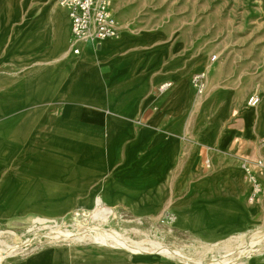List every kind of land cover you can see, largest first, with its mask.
Masks as SVG:
<instances>
[{"label": "crops", "instance_id": "0c3cea01", "mask_svg": "<svg viewBox=\"0 0 264 264\" xmlns=\"http://www.w3.org/2000/svg\"><path fill=\"white\" fill-rule=\"evenodd\" d=\"M185 1L113 0L120 40L98 48L73 39L61 6L48 49L2 24L0 226L64 220L100 198L135 217L169 216L203 244L264 232V98L252 112L250 90L221 81L197 95L193 76L215 66L201 32L179 21ZM247 166L263 184L255 203ZM124 255L55 246L0 264H138ZM248 264H264V251Z\"/></svg>", "mask_w": 264, "mask_h": 264}, {"label": "rangeland", "instance_id": "374dc122", "mask_svg": "<svg viewBox=\"0 0 264 264\" xmlns=\"http://www.w3.org/2000/svg\"><path fill=\"white\" fill-rule=\"evenodd\" d=\"M60 1L57 0L58 7H60ZM262 1L186 0L184 2V5L187 3L188 13L185 16H180L179 21H186L188 25H191L188 27L191 34L201 32L203 41L202 47L199 49L209 65L215 66V71L212 74L208 70L203 71L208 80V88L203 95L210 92V86L214 82H234L244 85L242 88H248L250 90L249 97L260 94V104L262 103L264 98V4ZM214 56L217 60L211 62ZM104 207L111 208L105 204ZM96 208L97 206L94 205L86 211L79 210L84 216H77V211H75L64 220H51L39 224L31 220L24 224L0 226V248L10 245L14 249L13 251L9 250L3 256L1 255L0 260L27 257L35 251L48 247L92 246L94 240L90 231L99 227L102 231H117L128 241L134 240L143 243L155 252L158 251L153 243H159L172 251H179L194 263H209L210 260L218 256L217 250L225 244L206 245L186 234L178 233L172 227L169 216L135 217L129 210L126 212L120 207L114 208V213L109 220L103 225H99L100 222L91 219V212ZM53 227L59 230L77 229L82 232L84 239L75 242L71 238L54 236L51 234ZM251 239L250 236L242 238L240 241L233 239L228 242L229 250L224 254L231 253L228 259H231L233 264H241V261L247 256L246 253H241L242 249L264 251V232L258 233L254 241ZM103 249L120 250L117 248ZM126 251L122 250L124 253ZM152 256V261L141 260V262L154 264L159 260L181 262L178 258H171L159 253H153Z\"/></svg>", "mask_w": 264, "mask_h": 264}, {"label": "bare ground", "instance_id": "6f19581e", "mask_svg": "<svg viewBox=\"0 0 264 264\" xmlns=\"http://www.w3.org/2000/svg\"><path fill=\"white\" fill-rule=\"evenodd\" d=\"M264 4V0L262 1ZM54 10L55 12L58 9L57 0H0V27L5 22H9L12 26V32L14 39L17 36H21L24 38H28L31 35L38 34V37L41 38V43L37 46V50L40 49H48L51 46V38L53 36V32L51 29V20H50V10ZM69 16V15H68ZM66 13H64V17L68 19ZM68 31H71V23L70 21L66 24ZM65 33V32H64ZM120 40V37H119ZM116 40H105L102 42L104 46L111 44ZM26 52H35V49H26ZM32 79V78H31ZM31 79L27 80V84H32L33 81ZM257 108H253L251 111L254 112ZM114 213V208L104 207L101 199H97V208L91 212V219L93 221L100 222L99 225H103L106 223L110 216ZM77 216H84L80 213V211L76 212ZM48 219H37L35 223H45L49 222ZM94 230V231H93ZM90 231V235L93 237L95 247H103V248H117L120 250H127L128 255H124V258H127L128 261H134L138 264H154V263H143L141 260H153V253H159L160 255H166L171 258H178L181 262H173V261H162L159 260L155 262L156 264H233L231 259H228L230 254H224L229 250L228 242L225 241L224 246L220 247L217 250L218 256L209 261V263L199 262L194 263L189 257L181 254L179 251H172L166 247H163L159 243H153L156 250L158 252L152 251L145 244L140 243L138 241L130 240L127 238H123L121 234L117 231H102V229L95 228ZM260 230L255 231L251 235L249 232H244L234 239L240 241L242 238L250 236L252 241H254L258 235ZM54 236L60 237L64 236L66 238H71L75 242H80L84 239L82 232H79L77 229L70 230H59L53 227L52 233ZM221 244V243H218ZM214 244V245H218ZM91 245V244H89ZM208 245V244H206ZM91 246V247H92ZM213 246V245H211ZM87 245H76L72 246V250L75 251H83L87 248ZM13 251V246H5L0 248V256ZM260 250V249H259ZM249 250L248 248H244L241 250V253H246L247 256L241 261V264H248V262H253L255 260V256L260 252ZM2 260V259H1ZM0 260V261H1Z\"/></svg>", "mask_w": 264, "mask_h": 264}, {"label": "built area", "instance_id": "2783aa9c", "mask_svg": "<svg viewBox=\"0 0 264 264\" xmlns=\"http://www.w3.org/2000/svg\"><path fill=\"white\" fill-rule=\"evenodd\" d=\"M113 0H61L60 6L64 8L71 20V33L76 42L93 44L100 47L105 40H116L120 37V31L116 19L112 13ZM79 54V50L74 51ZM214 56L211 61L215 62ZM192 85L197 95L205 94L207 90L206 73L201 72L193 76ZM170 87L165 83L160 87L164 91ZM260 94L252 95L248 100V106L256 108L260 104ZM259 167L263 165L258 164ZM246 176L250 185L249 201L255 203L263 193V184L254 167H246Z\"/></svg>", "mask_w": 264, "mask_h": 264}]
</instances>
